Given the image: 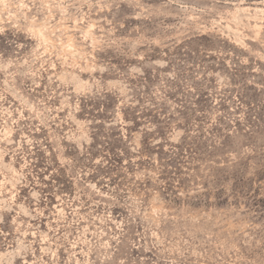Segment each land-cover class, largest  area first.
Wrapping results in <instances>:
<instances>
[{"label": "rangeland", "instance_id": "obj_1", "mask_svg": "<svg viewBox=\"0 0 264 264\" xmlns=\"http://www.w3.org/2000/svg\"><path fill=\"white\" fill-rule=\"evenodd\" d=\"M0 264H264V0H0Z\"/></svg>", "mask_w": 264, "mask_h": 264}]
</instances>
